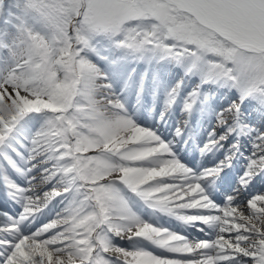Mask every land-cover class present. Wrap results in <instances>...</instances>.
<instances>
[{
    "label": "snow or ice",
    "instance_id": "snow-or-ice-1",
    "mask_svg": "<svg viewBox=\"0 0 264 264\" xmlns=\"http://www.w3.org/2000/svg\"><path fill=\"white\" fill-rule=\"evenodd\" d=\"M0 264H264V0H0Z\"/></svg>",
    "mask_w": 264,
    "mask_h": 264
},
{
    "label": "bare ground",
    "instance_id": "bare-ground-1",
    "mask_svg": "<svg viewBox=\"0 0 264 264\" xmlns=\"http://www.w3.org/2000/svg\"><path fill=\"white\" fill-rule=\"evenodd\" d=\"M193 155V153L191 152V151H189V153H184L183 151L180 153V155H182V156H186V159L187 160H191V158L189 157L190 155ZM196 158H200V159H204V158H201L200 156H199V154H196Z\"/></svg>",
    "mask_w": 264,
    "mask_h": 264
}]
</instances>
